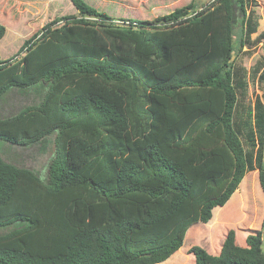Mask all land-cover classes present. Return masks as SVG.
<instances>
[{"label":"trees","instance_id":"16d2710c","mask_svg":"<svg viewBox=\"0 0 264 264\" xmlns=\"http://www.w3.org/2000/svg\"><path fill=\"white\" fill-rule=\"evenodd\" d=\"M69 1L77 15L0 58V98L40 90L0 118V140L52 148L46 178L0 155V264H159L247 171L264 195V96L248 98L233 58L264 40L258 3L192 0L125 25ZM253 73L264 82V60ZM261 243L229 229L216 255L192 245L190 264H264Z\"/></svg>","mask_w":264,"mask_h":264},{"label":"rangeland","instance_id":"374dc122","mask_svg":"<svg viewBox=\"0 0 264 264\" xmlns=\"http://www.w3.org/2000/svg\"><path fill=\"white\" fill-rule=\"evenodd\" d=\"M85 1L94 6L98 11L105 12L111 19L116 21L120 19L153 21L176 8L190 3L192 0ZM194 1L198 9H200L204 5H208L212 0ZM257 3L259 4L255 8L258 17L257 32H260L264 28V0H257ZM69 15H77L75 8L69 0H0V24L5 27V33L0 39V58H10L17 52L23 41L40 31L43 25L50 23L56 18ZM255 35H251V39ZM252 47L248 53H245L246 48H243V52H235L233 55L234 60L241 62L247 69V95L251 100H253L255 95L264 96V82H257V74L253 73L254 64L257 61L264 60V40ZM15 58L17 59L19 56ZM39 91V89H30L28 93H22L15 89L9 90L0 98V118L12 115L25 105L37 101L40 96ZM0 155L18 166L33 169L42 178H46L49 160L52 156V148L48 145L46 150L40 152L37 145L19 147L0 140ZM253 180L254 178L251 175L247 176L246 186L250 187V193H242V202L249 199V210L251 209L248 219H245L242 223L244 226L247 224L258 225V220L264 212L261 194L252 185ZM239 199V196L236 194L226 207L219 210L217 209L220 207H216L217 209L212 211L213 219L216 217V214L221 218L219 227H217V232L219 233L213 229L210 221L192 225V227H189L190 233L186 240V245H184L183 240L182 246H184H181V250L176 251L166 261L159 264H190L194 259L193 254L189 252V248L192 245L202 246L205 249H209L211 246L215 247L226 227L229 224L235 225L234 221L240 220V213L238 211ZM232 229L238 230L235 226H232ZM237 232L242 235L241 231L239 232L238 230ZM261 236V247L264 251V226L261 230Z\"/></svg>","mask_w":264,"mask_h":264},{"label":"crops","instance_id":"0c3cea01","mask_svg":"<svg viewBox=\"0 0 264 264\" xmlns=\"http://www.w3.org/2000/svg\"><path fill=\"white\" fill-rule=\"evenodd\" d=\"M260 5H261V2H260ZM258 6H259V4H258ZM248 175H251V177L254 178V180L252 181V185L260 192L261 197H262V201H263V206H264V195H263L262 189H261L260 184H259L258 171L256 169L255 170H251V171H247L245 173V175L243 176L242 180L240 181V183H239L238 187L236 188V190L230 196V198L226 201V203L223 206H220V208L217 209V210H219L221 208L226 207L230 203V201L234 198V196L237 194L239 196V198H240L238 200V201H240L239 202V206H238V211L240 213V220H237V221L235 220L234 221L235 225L229 224V226L226 227V229L222 232V236L220 237V240L217 241V243H216L217 245L215 247L211 246V247H209V249L206 248L208 250L207 251L205 249V247L201 246L202 248H204L210 254L216 255V254L219 253L221 244L223 242L222 239H224V237H225L226 233L228 232V230L232 229V226H235L239 230V232L240 231L242 232V235H241V234H238V232H237L238 230L236 231V230L233 229L234 230L235 243L237 245H239V246H246V236L249 233H254L255 231H259V230L261 231L263 226H264V212L260 216V219L258 220V225L254 226V225L247 224V225L244 226V224H242L243 221H245V219H248V215L250 214V211H251V209L249 210V199H247L244 202H242L243 201L242 193H250V187L246 186V179H247ZM220 220H221V218H220V216L218 214H216V217L214 219H213V215H212L211 219L209 220L210 223L213 226V229L216 232H217V227H219L218 225L220 224ZM196 224H200V223H196ZM240 225L243 226V227H241ZM190 227H192V226H190ZM188 230H189V228H188ZM217 233H219V232H217ZM193 261H194V259H193Z\"/></svg>","mask_w":264,"mask_h":264},{"label":"built area","instance_id":"2783aa9c","mask_svg":"<svg viewBox=\"0 0 264 264\" xmlns=\"http://www.w3.org/2000/svg\"><path fill=\"white\" fill-rule=\"evenodd\" d=\"M112 21L115 22L116 24H125V25L129 24V21H124V20H117V21L116 20H112Z\"/></svg>","mask_w":264,"mask_h":264}]
</instances>
